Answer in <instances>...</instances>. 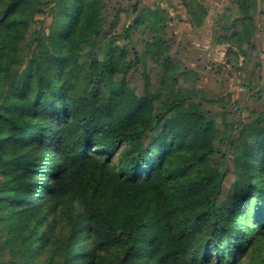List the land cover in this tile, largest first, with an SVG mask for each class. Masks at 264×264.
I'll return each mask as SVG.
<instances>
[{"label": "trees", "instance_id": "1", "mask_svg": "<svg viewBox=\"0 0 264 264\" xmlns=\"http://www.w3.org/2000/svg\"><path fill=\"white\" fill-rule=\"evenodd\" d=\"M39 1L0 8V170L7 178L0 226L17 264H244L249 257L261 264L264 112L240 124L237 178L223 198L215 118L194 95L174 90L170 57L158 90L140 96L124 77L131 63L146 69L147 57L163 55L160 32L169 19L138 12L127 33L149 31L159 45L140 53L115 45L120 35L102 42L103 0H54L50 25L35 33L25 59V15ZM233 5L232 37L241 40L251 34L256 1ZM193 7L190 23L200 28L206 10ZM67 196L79 208L64 211L68 233L53 242L38 213Z\"/></svg>", "mask_w": 264, "mask_h": 264}, {"label": "rangeland", "instance_id": "2", "mask_svg": "<svg viewBox=\"0 0 264 264\" xmlns=\"http://www.w3.org/2000/svg\"><path fill=\"white\" fill-rule=\"evenodd\" d=\"M8 1L0 0V8ZM255 1V23L250 36L244 32L241 40L232 37L237 25L230 23L238 18L234 0H103L100 11L104 35L102 42L120 35L122 38L115 45L134 47L140 53L145 51L147 44H151L155 50L159 45L156 47L150 39L149 31L143 34L135 29L127 33L126 29L133 24L138 12L144 8L157 10L162 18L169 19L160 32L163 55H156L154 60L147 57L146 69L140 64L131 63L124 77L140 96H144L149 89L158 90L165 76L163 61L165 57H170L171 74L176 75L173 77L176 80L174 90L194 95L195 101L215 118L220 133L215 141L213 162L226 172L223 198L237 178L234 160L240 124L250 123L264 112V0ZM34 5V11L29 10L25 15L30 25L19 46L20 57L25 59L34 49L32 38L35 33L47 30L50 25L54 0H40ZM188 5H193L197 13L203 16L206 10V22L202 27H192ZM199 5L202 6L201 10ZM128 35L129 39H126ZM223 39L230 42L218 45L217 41ZM98 52L100 54L102 51ZM133 59V54L128 53L127 62ZM6 180L0 170V196ZM75 206L79 208V203H73L67 196L60 206L52 205L49 211L41 208L38 220L42 219L41 227L49 231L53 242L67 235L64 211ZM7 236V231L0 226V264H17L6 245ZM104 256L107 261L112 258ZM48 257L49 249L40 260L45 261ZM262 259L261 264L264 263V252ZM244 264H252L251 257Z\"/></svg>", "mask_w": 264, "mask_h": 264}]
</instances>
